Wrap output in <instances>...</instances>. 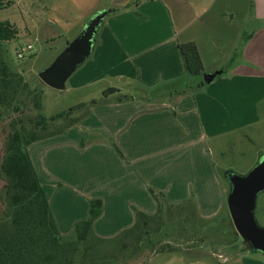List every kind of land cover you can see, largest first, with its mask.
<instances>
[{
  "label": "crops",
  "instance_id": "1",
  "mask_svg": "<svg viewBox=\"0 0 264 264\" xmlns=\"http://www.w3.org/2000/svg\"><path fill=\"white\" fill-rule=\"evenodd\" d=\"M200 1H206L203 11L197 7ZM218 2L35 1L41 25L76 26L75 38L93 18L110 11L92 61L89 58L68 82L74 91L91 90L82 103L108 89L129 96L120 103L91 106L77 125L29 147L62 235L89 218L92 200L103 201L95 232L113 238L135 224L136 210L157 212L153 192L163 194L171 205L193 200L209 205L217 195L210 141L264 119V0H251L245 27H239L236 36L230 29L235 10L243 9L242 0H227L224 10L231 18L225 12L209 18ZM248 25L255 30L247 32ZM242 40L243 47L229 52L232 62L223 69L218 56ZM187 43L196 44L205 68V59L213 54L216 62L209 73L219 75L211 83L204 76L192 84L180 52V45ZM100 82L107 85L93 91ZM64 203L69 206L67 217L61 212ZM195 207L205 221L218 214L206 212L201 204Z\"/></svg>",
  "mask_w": 264,
  "mask_h": 264
},
{
  "label": "trees",
  "instance_id": "2",
  "mask_svg": "<svg viewBox=\"0 0 264 264\" xmlns=\"http://www.w3.org/2000/svg\"><path fill=\"white\" fill-rule=\"evenodd\" d=\"M19 33L12 23L0 22V126L4 110L12 108L20 95L28 94V101L22 102L24 107L33 104L35 110H41V93L29 90L22 75L12 72L4 60V44L17 40ZM180 52L188 75L195 77L205 73L196 44H181ZM128 98L120 90L108 89L101 97L67 112L50 117L40 113L34 119L29 117L26 125L20 119L12 127L0 161L3 182L0 189V264H134L132 259L145 251L144 248L158 253L174 250L169 244L161 246L159 236L163 230L164 237L181 230L188 234L196 232L193 222L199 220V224H206L192 202L171 205L163 194L153 192L158 203L157 212L149 215L136 210L135 224L113 238H102L94 230L95 222L103 213V201L99 199L91 201L89 218L77 223L71 234L60 233L29 147L77 125L80 118H72L76 112L87 109L84 112L87 115L91 106L120 103ZM14 110L20 115L25 112L18 107ZM60 120H69L68 125L57 128L56 132L50 131L51 124Z\"/></svg>",
  "mask_w": 264,
  "mask_h": 264
},
{
  "label": "rangeland",
  "instance_id": "3",
  "mask_svg": "<svg viewBox=\"0 0 264 264\" xmlns=\"http://www.w3.org/2000/svg\"><path fill=\"white\" fill-rule=\"evenodd\" d=\"M8 1L0 0V22L12 23L20 33L17 40L4 44V60L12 72L22 75L24 82L29 85V90H38L41 93L42 105L40 111L35 110L31 102L29 103L30 106L24 107L22 102L28 101V94H25L19 96L12 108L7 111L4 110V119L1 121L0 126V161L5 149L6 139L12 127L16 126L20 119H23L26 125L29 117L34 119L40 113L50 117L61 112H67L72 107L88 100L87 92H91L90 89L88 91L70 89V81L66 84L67 90L65 91L52 89L46 86L39 77V73L49 68L66 49L68 42L71 43L76 39L73 30L77 27L43 26L35 17V12H37L36 0H14L12 4H9ZM227 3V0H219L213 11L208 14V17L211 18L215 13L222 14L225 12L231 18L229 11L224 10ZM205 5L206 1L197 3V7L200 8L198 10L203 11ZM241 5L243 9L235 10L237 18L231 23L230 33L233 36H236L239 27L242 29L245 27L246 21L243 20V17L251 11V0H242ZM226 21L229 23L227 18ZM255 28V26L250 27L248 25L246 31L252 32ZM30 45L33 50L27 52L24 59H18V51ZM226 45L228 46L229 43L226 42ZM243 45L244 41L242 40L237 44L236 49L231 47L227 52L228 48L226 47L223 50L225 54L218 56L219 64L222 65L223 69L229 68L232 62L229 52H238ZM91 58L88 61H92ZM205 62L207 65L206 68L204 67L206 73L202 76H191L194 81L192 84H195L197 79L204 80L203 77L206 74L213 72L214 67H211V65L216 61L213 60L212 53L211 60L205 59ZM106 85V83L100 82V85H96L92 90L95 92L97 90L101 91L100 88ZM16 107L21 109L20 111H25L21 114L22 116L20 112H15ZM86 110L74 113L72 118L79 117ZM68 122L67 120H60L52 123L50 131L68 125ZM210 149L212 150V160L219 181L216 184L217 195L213 196L212 201H208L209 205L197 203L194 200L191 202L195 205L205 206L208 210L206 212L212 213L217 210L218 214L205 222V225L199 224V220L193 222V225L197 226L195 227L196 232L187 234L181 230L174 233L169 232L170 234L164 237L163 235L166 232L163 230L159 236L161 246L169 244L174 250L158 253V251L152 252L144 248L145 251L137 254L132 259L134 264H258L259 261H264V255L261 253L244 249L242 238L235 230L233 222H230L228 197L231 184L225 177L227 172H234L241 176L247 175L260 163L264 156V119L252 128L233 130L228 135L210 141ZM2 185L3 182L0 180V189ZM68 210V204L64 203V206H61V212L65 214V217L68 215L66 212ZM255 215L259 225L264 228V192L258 196ZM146 252H148V255L147 258H144Z\"/></svg>",
  "mask_w": 264,
  "mask_h": 264
},
{
  "label": "water",
  "instance_id": "4",
  "mask_svg": "<svg viewBox=\"0 0 264 264\" xmlns=\"http://www.w3.org/2000/svg\"><path fill=\"white\" fill-rule=\"evenodd\" d=\"M108 14L110 11L93 18L53 64L39 73L40 80L46 86L60 91L66 90L68 80L96 49L100 30ZM218 75L219 73L205 75V80L211 83ZM225 177L231 184L228 209L234 228L249 251L264 255V228L259 225L255 215L258 196L264 192V156L247 175L227 172Z\"/></svg>",
  "mask_w": 264,
  "mask_h": 264
},
{
  "label": "built area",
  "instance_id": "5",
  "mask_svg": "<svg viewBox=\"0 0 264 264\" xmlns=\"http://www.w3.org/2000/svg\"><path fill=\"white\" fill-rule=\"evenodd\" d=\"M33 50V47L30 45L27 48L20 49L18 51V59L22 60L24 59V56L26 55L27 52Z\"/></svg>",
  "mask_w": 264,
  "mask_h": 264
}]
</instances>
